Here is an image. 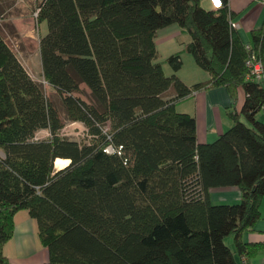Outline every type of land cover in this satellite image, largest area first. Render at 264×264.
Listing matches in <instances>:
<instances>
[{
  "label": "trees",
  "instance_id": "16d2710c",
  "mask_svg": "<svg viewBox=\"0 0 264 264\" xmlns=\"http://www.w3.org/2000/svg\"><path fill=\"white\" fill-rule=\"evenodd\" d=\"M220 4L41 0L43 77L59 101L0 29V264H8L4 247L20 210L38 222L45 264H250L256 257L260 245L243 236L262 218L264 81L248 78L246 62L264 52V22L244 42L229 0ZM173 24L190 34L184 50L209 79L185 83L181 52L168 56L170 74L157 60V33ZM218 86L229 93L234 124L199 142L195 115L177 105ZM66 121L84 123L90 139L63 136ZM41 131L49 135L39 138ZM110 145L116 151H105ZM57 158L70 163L57 169ZM227 186L238 187L240 200L213 202L211 190Z\"/></svg>",
  "mask_w": 264,
  "mask_h": 264
},
{
  "label": "crops",
  "instance_id": "0c3cea01",
  "mask_svg": "<svg viewBox=\"0 0 264 264\" xmlns=\"http://www.w3.org/2000/svg\"><path fill=\"white\" fill-rule=\"evenodd\" d=\"M208 3L210 6H207ZM201 4L207 8H218L221 5L220 0H201ZM229 4L236 13L234 20L238 32L244 42L250 44L252 30L260 28L264 22V0H229ZM190 40V34L177 24L159 30L155 38L158 50L160 45H168L166 47L172 48L168 53L181 52L184 63L178 75L188 85L210 77L208 72L191 59L194 57L184 50L185 44ZM164 69L166 71L165 66ZM230 106L226 87L218 86L199 91L184 99L178 103L177 109L195 115L198 140L207 142L215 139L234 124L233 119L228 115ZM257 118L264 121V105L258 112ZM211 193L212 201L215 203L237 202L241 198V192L236 186L214 188ZM261 211L262 218L256 223L254 230L245 232L243 236L245 241L260 245L256 254L259 258L257 264H264V199L261 203ZM231 248L235 247L231 246ZM4 253L8 257V264H45L48 261L49 251L47 247H41L38 222L28 210H20L16 213L14 235L5 245Z\"/></svg>",
  "mask_w": 264,
  "mask_h": 264
},
{
  "label": "rangeland",
  "instance_id": "374dc122",
  "mask_svg": "<svg viewBox=\"0 0 264 264\" xmlns=\"http://www.w3.org/2000/svg\"><path fill=\"white\" fill-rule=\"evenodd\" d=\"M41 0H0V29L6 40L16 52L20 61L24 64L28 72L34 79L43 83L47 93L59 101L55 90L47 83L43 77L40 39L47 32V24H39L38 16L35 15ZM207 6H210L208 3ZM212 6V5H211ZM207 8V7H206ZM209 8V7H208ZM214 8V7H211ZM168 46V45H166ZM160 45L158 52V61L163 63L166 68V73H171V67L167 62L168 53L172 48ZM158 49V48H157ZM175 52V51H174ZM193 61L194 59L191 58ZM187 62V61H186ZM187 66L189 63L186 64ZM246 92L243 86L239 87L238 109L244 105ZM63 136L75 139L78 141H88L90 136L87 133V128L84 123L79 121H66L65 127L61 131ZM49 135L47 131H41L39 138H45ZM234 237L228 236L225 241L229 246L234 247ZM41 242V247L42 246ZM259 258L250 259V264H257Z\"/></svg>",
  "mask_w": 264,
  "mask_h": 264
},
{
  "label": "built area",
  "instance_id": "2783aa9c",
  "mask_svg": "<svg viewBox=\"0 0 264 264\" xmlns=\"http://www.w3.org/2000/svg\"><path fill=\"white\" fill-rule=\"evenodd\" d=\"M35 15H38V10L36 11ZM232 25L236 27L235 20H232ZM246 64L249 67L248 78L264 81V52L263 54H256L255 52L252 53L251 57L247 59ZM121 149L122 147H120L117 152L121 153ZM105 151L114 152L116 151V149L112 145H110L105 149ZM242 260L243 262H245L244 258H242Z\"/></svg>",
  "mask_w": 264,
  "mask_h": 264
},
{
  "label": "bare ground",
  "instance_id": "6f19581e",
  "mask_svg": "<svg viewBox=\"0 0 264 264\" xmlns=\"http://www.w3.org/2000/svg\"><path fill=\"white\" fill-rule=\"evenodd\" d=\"M70 163V159H64V158H57L55 160V165L57 167V169L65 167L66 165H68Z\"/></svg>",
  "mask_w": 264,
  "mask_h": 264
}]
</instances>
